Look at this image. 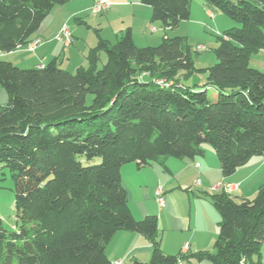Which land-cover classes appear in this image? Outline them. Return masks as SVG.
Returning <instances> with one entry per match:
<instances>
[{
  "label": "trees",
  "instance_id": "16d2710c",
  "mask_svg": "<svg viewBox=\"0 0 264 264\" xmlns=\"http://www.w3.org/2000/svg\"><path fill=\"white\" fill-rule=\"evenodd\" d=\"M69 0H0V51L32 40L54 6ZM235 25L218 34L217 61L206 81L190 84L196 67L182 35L138 45L130 27L115 43L100 38L88 65L72 72L58 57L20 67L0 55V168L14 180L18 228L0 217V264H113L107 247L118 231L152 243L148 261L253 264L264 242V184L255 197L209 199L220 212L215 252L166 253L158 216L138 219L121 168L169 157L195 159L210 144L224 176L264 157V71L250 66L264 49V0H204ZM164 29L191 15L192 0H141ZM238 24V25H237ZM102 53L107 55L99 65ZM99 159V160H98Z\"/></svg>",
  "mask_w": 264,
  "mask_h": 264
},
{
  "label": "crops",
  "instance_id": "0c3cea01",
  "mask_svg": "<svg viewBox=\"0 0 264 264\" xmlns=\"http://www.w3.org/2000/svg\"><path fill=\"white\" fill-rule=\"evenodd\" d=\"M110 1L111 6L101 13L107 15L108 21L104 19L102 24L99 23L101 26L105 23L110 25V32L107 34H103L102 27L96 34L93 32L90 35V30L84 31L86 34H83L80 31L81 27L94 28L90 22L93 15L84 14L90 11L93 0H69L65 4L54 6L37 32L31 36L32 39L38 37L42 39V43L35 50L21 46L11 53H2L1 56H11L10 60L15 59L16 64L30 65V67L44 65L51 58L58 57L64 68L76 67L77 69L79 66L88 65H85L88 63V52L97 45L100 38L112 42V37L118 38L130 27L136 42L138 33L149 39L151 36L149 32H153L151 27L158 29L153 25L156 21L151 19V6L142 3L141 0ZM210 12L213 14L212 10L207 9L206 14L210 15ZM64 23H69L72 32L73 39L70 45H65L55 38ZM230 23L233 24L232 21ZM8 99L6 90L0 87V103L4 104ZM204 148V155L195 159L169 157L166 163L153 161L138 167L135 162H131L121 168L123 184L128 191L129 204L134 216L138 219L147 214L158 216V236L166 253L178 251V253L192 254L204 250L198 224L200 214L203 213L205 215V218H201L203 229H209L208 220L210 219L207 213L214 210V204L209 199L210 194L225 192L233 198L237 195L241 200L251 198L253 195L251 193L256 194L259 187L264 184L263 156L253 157L248 164L238 168L233 174L224 176L219 159H214L211 153L212 149L208 145ZM251 177V181H257L256 185L252 186L254 189L252 188L250 192L246 189L241 190ZM226 183L235 184L236 188L228 192ZM158 186L165 189V203L162 206L158 204L155 196ZM152 251V243L146 236L123 230L113 236L107 247L108 257L113 264L118 259L123 260L124 264H128L134 258L148 261ZM258 258L261 260L260 257ZM183 262L213 264L207 258L196 259L193 256L191 261L183 260Z\"/></svg>",
  "mask_w": 264,
  "mask_h": 264
},
{
  "label": "rangeland",
  "instance_id": "374dc122",
  "mask_svg": "<svg viewBox=\"0 0 264 264\" xmlns=\"http://www.w3.org/2000/svg\"><path fill=\"white\" fill-rule=\"evenodd\" d=\"M207 9L212 10L214 15L213 16L207 15L206 14ZM84 14L88 16L93 15L90 19V22L93 25L90 23L89 25H92L94 28H88L86 26L81 27L80 31L83 32V34H86V32L84 33V31H89V30H90L89 31L90 35L93 32L96 34V32L98 33V30L101 27L104 28L102 31L103 34H107L108 32H110L109 24L105 23L104 26L99 25V23L101 24L103 23L104 19L108 21L107 15L101 13L92 14L91 11L86 12ZM230 21H232L233 24H231ZM157 23L160 22L156 21L155 23H153V25L158 27L157 30L155 31L153 30V32L148 31L149 35H151L149 39L147 37H143L141 33H138L139 37L136 38V42L140 46L158 45L162 41L163 36L165 34H168L170 36L182 35L186 37L188 44L191 46L192 58L194 61V66L196 67L194 73L187 79V82L190 84H194V83L202 84L206 81L207 75L204 72V70L207 69L209 66L213 65L217 61L215 48L218 45V34L222 33L227 28L235 25L234 24L235 22L227 14H225L220 10H214L212 8H209L208 6H206L204 0H192V15L188 20L182 21L175 28L164 29L161 23L160 24ZM116 41L117 38L112 37V42L115 43ZM201 46H203V48L199 49V47ZM5 58L10 59L12 57L5 56ZM13 60L11 61H13L16 64L17 61L15 59ZM106 60H107V55L105 53H102V58L99 61V65H103L106 62ZM78 62H80V60ZM87 64L88 63H86L85 65ZM16 65L20 67H30V65H20V64H16ZM250 66L264 71V49H261L260 51L253 53L251 55ZM62 67L64 66L62 65ZM68 70L75 72L76 67H71V69ZM206 145H208L212 149L210 150L212 151L211 153H213L214 155V159H218L213 147H211L210 144H206ZM251 180L252 177L250 178V180L247 181L245 185L241 187V190L246 189V191L248 190L250 192L252 188L254 189V187L252 186L256 185L257 181L253 182ZM228 185H235V184L226 183V188H228ZM251 194H253L251 197L253 198L257 193L256 194L251 193ZM234 198L235 200L240 199L237 195H234ZM200 215L201 217L198 224V228L200 232L199 236L202 238V242L204 244L203 247L204 250L202 251L215 252V241L219 232L220 212L214 206V210H211L210 212L207 213V217L210 219L208 220L209 229H203L204 225L201 218H205V215H203V213ZM0 217L3 219V222L8 229L16 230L18 228L17 220H16V209H15L14 180L7 167L0 168ZM167 253L177 254L178 251L177 252L172 251ZM260 258L261 260H259V258L256 257L255 262L253 264H264V242L261 244Z\"/></svg>",
  "mask_w": 264,
  "mask_h": 264
},
{
  "label": "built area",
  "instance_id": "2783aa9c",
  "mask_svg": "<svg viewBox=\"0 0 264 264\" xmlns=\"http://www.w3.org/2000/svg\"><path fill=\"white\" fill-rule=\"evenodd\" d=\"M110 0H93L90 11L95 14L103 13L105 12L110 6H111ZM210 15L213 16V14L210 12ZM151 30H156L155 27H151ZM56 39L62 41L65 45H70L72 42V32L70 30V26L68 23H64L59 31V33L55 37ZM42 43L41 38H34L31 41H29L26 45H24L29 50H35L39 44ZM203 46L199 47V49H202ZM2 52L0 51V55ZM43 66V65H40ZM236 188V185H228V192L233 191ZM156 200L159 205H164L165 203V189L162 186H158L156 189ZM115 264H124V261L121 259H118L115 261ZM179 264H185L183 261L179 262Z\"/></svg>",
  "mask_w": 264,
  "mask_h": 264
}]
</instances>
